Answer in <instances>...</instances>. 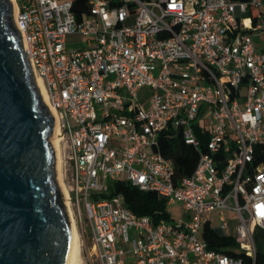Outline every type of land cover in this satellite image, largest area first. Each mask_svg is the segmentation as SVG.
<instances>
[{"label": "built area", "instance_id": "built-area-1", "mask_svg": "<svg viewBox=\"0 0 264 264\" xmlns=\"http://www.w3.org/2000/svg\"><path fill=\"white\" fill-rule=\"evenodd\" d=\"M13 1L56 110L92 264H256L264 0ZM177 136L199 151L194 172L180 178L158 150L161 137ZM118 180L155 192L167 212L180 202L186 218L138 215L123 194L102 197ZM206 224L236 246L212 249Z\"/></svg>", "mask_w": 264, "mask_h": 264}, {"label": "water", "instance_id": "water-1", "mask_svg": "<svg viewBox=\"0 0 264 264\" xmlns=\"http://www.w3.org/2000/svg\"><path fill=\"white\" fill-rule=\"evenodd\" d=\"M13 0H0V264H66L72 243L57 177L58 118Z\"/></svg>", "mask_w": 264, "mask_h": 264}, {"label": "trees", "instance_id": "trees-1", "mask_svg": "<svg viewBox=\"0 0 264 264\" xmlns=\"http://www.w3.org/2000/svg\"><path fill=\"white\" fill-rule=\"evenodd\" d=\"M158 150L166 157L174 160L176 178L190 176L194 172L199 151L186 144L180 136L171 139L161 137ZM256 150V163L264 164V145H257ZM120 193L125 196V205L138 215L154 214L155 211H162L164 215L169 216L167 201L164 198H160L153 191L141 190L125 180L111 182L109 193L103 194L102 197H112ZM257 236L264 241V229H259ZM204 238L209 242L210 247L215 250L227 251V248L236 246L232 238L221 236L208 224L205 225ZM256 264H264V252L259 249Z\"/></svg>", "mask_w": 264, "mask_h": 264}, {"label": "rangeland", "instance_id": "rangeland-1", "mask_svg": "<svg viewBox=\"0 0 264 264\" xmlns=\"http://www.w3.org/2000/svg\"><path fill=\"white\" fill-rule=\"evenodd\" d=\"M69 41H70V43L74 42V43H72L74 47L78 46V45H82V43H81L82 41L78 37L69 38ZM141 93H145L146 95L150 96V91L148 89H146L145 91H143ZM145 105H147V103H145ZM54 143H55V140H54ZM58 144H59V151H58L59 154L57 157L60 158V160H59V162H60V173L62 175V180L64 182V185L66 186L67 190L69 191V175H70V172L68 170L66 171V169H65V164H64V160H63V153H62V141L59 140ZM55 150H56V148H55ZM56 154H57V150H56ZM57 177H58V181H59L58 160H57ZM60 188H61V186H60ZM70 206H71V209L73 212V216L75 217L76 227H77L78 232L80 234V244H81L80 245V256H81V260H80L79 264H92L94 262L93 249H91L89 242H87L83 237L82 223L80 221V218L78 217V211L76 210V207H74L71 204H70ZM168 212H169L170 217L174 220L186 218L185 210H184V208L180 202H177L175 204L170 205L168 207ZM212 216H213V223L217 224V222H218L217 212H214L212 214ZM258 231H259L258 228H254L256 244H257L258 249L264 252V241L261 238H258V236H257Z\"/></svg>", "mask_w": 264, "mask_h": 264}, {"label": "bare ground", "instance_id": "bare-ground-1", "mask_svg": "<svg viewBox=\"0 0 264 264\" xmlns=\"http://www.w3.org/2000/svg\"><path fill=\"white\" fill-rule=\"evenodd\" d=\"M38 79H39L40 85H41V87L43 89L45 98H46V100L49 103L48 95H47V92H46V88H45L41 78L38 77ZM52 109H53V111L56 114V110L53 107H52ZM56 116H57V114H56ZM59 131H60V128H59V123H58V129H57V132H56V135H55V139H54L55 140V148L57 150V156L59 154L58 153V151H59V144L58 143H59V140H60ZM57 160H58L59 184L61 186L63 196L66 199V209H67V212H68V215H69V218H70V226H71V230H72V243H71V246H70V249H69V253H68V258H67L66 264H79V262L81 260V256H80V245H81L80 244V234H79L78 229L76 227L75 217L73 216V212H72V209H71V206H70L69 193H68V190H67L66 186L64 185V182L62 180V175L60 173V162H59L60 158L57 157Z\"/></svg>", "mask_w": 264, "mask_h": 264}]
</instances>
